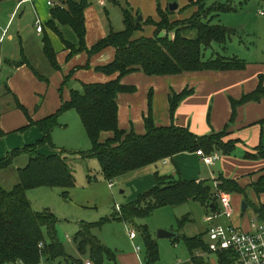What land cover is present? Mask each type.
Instances as JSON below:
<instances>
[{"label": "trees", "instance_id": "1", "mask_svg": "<svg viewBox=\"0 0 264 264\" xmlns=\"http://www.w3.org/2000/svg\"><path fill=\"white\" fill-rule=\"evenodd\" d=\"M231 1H239L242 7L250 0ZM258 1L264 2V0ZM157 4L159 21L148 18L144 22H139L133 16L132 10L125 9L124 30L110 31L91 48L86 45L85 11L90 6L88 0H60V4L52 9V19L47 26L70 50L68 58L80 53H87L92 57L107 48H115L114 61L97 67L96 71L107 76L117 74L118 77L107 83L83 84L81 90H70V99L63 101L54 115L38 122L29 118V127L36 126L43 134V138L32 146L10 151L0 160V171H2L10 168L20 156L26 154L29 157L27 165L18 171V184L10 190L0 186V264H40L42 261L54 262L68 257L57 235L59 220L47 210L36 212L27 197V192L38 188H60L68 194V190L75 188L76 179L69 168L67 158L62 154L46 156L37 152L45 146L56 147L52 134L55 129L61 127L59 123L61 116L71 110L79 115L91 143L89 151L78 154L84 159H96L104 178L109 182L181 153L202 151L205 156L218 152L231 155L235 150L237 141H224L229 136L228 127L221 132L199 136L188 127L177 126L174 123L170 126H158L152 114V91L149 94V112L144 117L145 134L139 135L134 130L127 132L119 127V95L137 92L136 86L122 83V79L130 74L142 71L149 77H169L205 71H241L248 65L237 57L229 58L221 54L205 59L206 49L211 48L214 43L226 45L237 32L212 23L213 19L222 13L234 11L231 5L220 3L207 9L205 0H199L196 4L191 0L187 8L196 5L198 11L186 20L172 22L171 16L176 11H170L169 7L163 10L160 0H157ZM59 26L70 28L76 34L78 44L67 42ZM144 26H154L156 28L154 36L133 40L134 33L142 31ZM43 51L52 67L56 71L60 70L57 53L48 37L44 39ZM6 64L15 67L29 65L24 58L18 62L6 61ZM85 68L89 69L90 64ZM34 73L39 80L49 82L48 78L35 71ZM70 78L71 75L65 78L61 92ZM193 93V89H185L181 93L173 92L170 95L172 119L180 104ZM263 98L264 76L261 75L260 84L255 91L244 94L239 100L232 99L231 121L236 116L239 106L249 102H259ZM19 108L29 116L25 107L19 105ZM108 133L111 136L103 140V134ZM4 135L0 123V138ZM258 151V155L247 154V157L264 159V149ZM156 182L152 189L121 206V213L115 211L112 216L103 218L99 222L82 224L74 237L79 252L90 255L96 264H102L106 258L114 260L115 253L100 243L94 233L95 230L101 231L105 225L114 221L135 225V220L145 219L159 208L181 206L193 199L209 208L210 213L220 212L219 194H240L245 198L247 195L246 188L235 180L223 176L214 186L206 181L199 183L185 181L176 175H157ZM251 188L255 194H263L264 175L253 183ZM247 203L249 204L248 201ZM253 210L259 221L264 223V205L253 206ZM189 221H191L189 216L178 220L179 236L173 241H182L192 254L197 251L211 253L204 234L193 238L180 234V229L182 230ZM137 229L143 238L145 264H155L160 259L157 240L148 226H137ZM216 255L218 264H235V258L229 253Z\"/></svg>", "mask_w": 264, "mask_h": 264}, {"label": "crops", "instance_id": "2", "mask_svg": "<svg viewBox=\"0 0 264 264\" xmlns=\"http://www.w3.org/2000/svg\"><path fill=\"white\" fill-rule=\"evenodd\" d=\"M5 1L8 0H0V2ZM11 1L14 2V4L17 3V5L15 10L11 13L9 22L13 21L17 10L19 11L24 4H29L34 12L35 20L39 19L42 22L44 28L43 32L38 33L36 30L33 34L31 33L32 36L36 35L34 36L36 39H40V44L30 41V45L35 48L36 51L38 49H40V51L42 50V55L46 60L47 66L45 67L46 72L39 71L34 67L32 60L25 54L21 58L18 57V59L21 61L24 58L28 61L29 65L15 67L7 64V66L11 67V70L14 71L11 75V79H8L9 87L6 86L9 93L13 95L12 99H14V101H7L4 103L2 106L3 110L0 111L1 129L5 133L4 137L0 138V160L4 159L10 151L32 146L43 138V134L36 126L33 125L29 127V118L34 122H38L54 115L62 106V102L70 99V90H81L83 84L107 83L118 77L117 74L107 76L96 71L97 67L107 65L114 61L116 56L115 48H107L92 57H89L87 53H80L68 58L70 50L59 36L47 26L48 22L52 19V9L55 8L48 5L49 0L24 2L19 8H17L19 0ZM53 1L57 3L60 0ZM127 2L133 8V16L135 18L136 16L138 18L140 16L142 17L141 22L146 21L148 18L159 21L157 0H127ZM188 5L189 3H183V5H179L178 9ZM160 6L165 10L170 6L169 0H160ZM88 8L85 11L87 29L86 45L88 48H91L99 40L105 38L110 32L107 33L101 25L99 16L96 15L95 18L91 12H88ZM195 12L196 11L192 9V13L194 14ZM189 17H184V15L175 12V14L171 16V21H183ZM92 25L95 27L98 26V28L95 29ZM60 30L67 42L73 45L78 44V38L70 28L60 27ZM155 32L156 28L154 26H144L142 31L134 33L133 40L151 38L154 36ZM46 37L51 40L57 53V62L60 67L58 71L52 67L44 54L43 47ZM21 40L23 41L22 38ZM0 59H2L1 55ZM2 61L3 59L1 63ZM6 61L18 62L14 57L12 59H5V63ZM87 64H90L89 69L85 68ZM32 69L46 78L50 76L49 84L53 82V85L58 88L59 93H63V91L66 90L65 98H63L61 94L59 106H48L50 97H48L46 86L48 87L49 84L42 83ZM70 75L71 78L68 84L61 92L60 90L63 87L65 78ZM261 75L264 76V62L248 63L246 69L241 71H205L169 77H149L145 75L144 72L139 71L124 77L122 83L128 86H136L137 92L134 94H121L118 97V120L119 127L122 130L127 132L134 130L139 135L145 134L144 117L147 116L149 112V94L152 91V114L158 126H170L174 123L177 126L188 127L194 134L199 136L221 132L228 127L229 136L224 141H237L235 150L231 155H225L221 152L215 153L220 156V159L213 166L204 164L201 156L197 153H181L171 159L149 165L129 174L132 175V178L124 182V190L122 191V193L127 195L126 200L128 202L133 201L142 193L152 189L157 183V175H176L185 181H195L197 183L203 181L208 183L213 182V186L215 182L223 176L226 179L235 180L242 187L246 188L247 199L240 194L229 195L230 198H233V200L231 198L233 218L229 220L224 216H220L216 220V223L228 225L231 222L241 230L250 231L251 222L253 220L259 221L257 215L254 213L253 206L264 205V193L257 195L251 188L252 184L257 182L258 179L264 175V159L247 157V154L258 155V150L261 148L264 149V98L259 102H249L239 106L236 116L232 121L233 109L231 101L232 99L239 100L244 94L255 91L260 84ZM185 89H193L194 93L180 104L174 119H172L170 116L169 97L173 92L181 93ZM28 95H31L30 104L25 100ZM41 98H43V100ZM47 100H49V102L45 104ZM19 105L25 107L29 116L19 108ZM110 136L111 134L109 133L104 134L103 140ZM49 147H45L44 149L40 148L39 152L46 156L56 155L49 150ZM19 161L20 160H16L14 164L8 168L10 170L6 169L0 171V173L3 171H10V173H13V187L18 184L19 169L24 168L28 163L27 160H22L23 162L19 164ZM0 186L3 187V185ZM10 189H12V187H10ZM30 191L27 192L28 199L30 198ZM239 201L242 202V205L244 202L248 205L245 212L242 211L241 204V209L239 208L240 206L237 207L236 204ZM35 211L41 212L39 210ZM210 214L209 212L206 217ZM85 223L88 222H82L78 229H74V233H76L74 236L71 234L73 238L68 234L65 236L62 235L63 230L60 231V234L57 231L58 238L64 245L68 257L60 258L54 262L42 261L40 264H84L86 262L96 264L90 255L79 252L78 245L74 241L75 235L81 229L82 224ZM114 223L119 224L116 230L113 229L114 233L116 231L118 233V235H114L115 238L117 239L123 236L125 241L117 242L116 240L105 238V242L102 240L103 243L99 237L101 231L99 233L95 232L100 243L110 248L115 253L114 260L106 258L102 264H145V248L143 241L141 242V246H136L134 241L137 238L131 240L127 232L126 234L124 232V228L128 227L129 224L123 221H114L109 223V225H113ZM206 224L207 227L203 233L199 232L190 237L184 236L193 238L204 234L205 240L208 242L207 231L209 224L207 222ZM170 230H173V227H170ZM182 230L180 229V231ZM153 235L157 240L160 252V259L155 264H218V257L216 254L204 253L201 251L192 254L182 241L175 242L169 239H158L157 233ZM137 247L141 248L140 251L137 250Z\"/></svg>", "mask_w": 264, "mask_h": 264}, {"label": "rangeland", "instance_id": "3", "mask_svg": "<svg viewBox=\"0 0 264 264\" xmlns=\"http://www.w3.org/2000/svg\"><path fill=\"white\" fill-rule=\"evenodd\" d=\"M193 1L195 4L199 2V0ZM190 2L191 0H169L170 4L177 3L180 6L183 5V3ZM58 3L60 4V1H58L57 4ZM88 3L90 5L88 12H91L95 18L96 15L99 16L101 25L107 33L111 30L116 32L123 31V11L125 9H133L131 5L128 4L127 0H116V2L114 0H106L104 6L101 5L98 0H88ZM220 3L223 5H231L234 11L222 13L219 17H215L212 23L214 25H223L229 30L237 32L233 34L226 45L214 43L211 48L206 49L204 52L205 59H210L216 56V54H221L229 58L237 57L247 63L264 62V2L250 0L241 7L239 1L205 0L207 9ZM16 5L17 3L14 4L11 0L0 2V38L3 32L5 30L7 31L2 43H0V55L3 59L0 68V111L3 110L2 106L4 103L7 101H14V99H12L13 95H11L6 88V86H8V79H11V75L14 71L11 70V67L7 66L5 59H12L14 57L16 60L20 61L18 57L21 58L25 54L32 60L34 67L39 71L46 72L45 67L47 66L46 60L42 55V50L40 51V49H38L36 51L35 48L30 45V41L40 44V39H36L34 37L36 35H31V33L33 34L36 31V18L30 5L24 4L19 11L17 10L13 21L9 22L11 13L15 10ZM185 8H187V6L179 8L176 10V13L178 12L184 15V17H191L193 16L192 9L196 12L198 11L196 5L187 9ZM262 12L263 14H261ZM136 19H138L137 16ZM92 27L95 29L98 28V26L95 27L93 25ZM162 35H164V33H162ZM171 37L173 38V35H171ZM47 77L49 78L50 76ZM43 82L44 81H42V83ZM44 83L49 84V82ZM46 91L48 92V97L51 98H49L50 102L49 100L45 102V104L49 102V107L60 105L61 94L63 98H65L66 90L63 91L64 94L59 93L58 88L53 85V82H50L48 87L46 86ZM41 99L43 100V98ZM25 100L30 104L31 95H28ZM59 123L61 127L55 129L52 134L53 143L56 147H45H49V150L54 152V154H62L63 157L67 158L69 168L76 179V186L68 190V194H65V190L60 188L33 189L29 192V199L35 210L42 212L46 209L55 215L59 220L57 226L59 234L60 231L63 230L62 235L65 236L68 234L73 238L76 233H74V229H78L82 222H98L102 218L112 216L116 211V206H124L128 203L126 200L127 195L122 193V191L124 190V182L130 180L132 175H126L113 180L114 187L111 188L109 186V181L106 180L102 174L99 162L96 159H84L78 154V152L89 151L91 149V143L76 111L71 110L63 114L59 119ZM45 147H43V149ZM37 152L39 151L37 150ZM28 159V155L25 154L16 160H20V164L23 162L22 160L28 161ZM13 179L14 175L10 173V171H3L0 173V185H3V188L6 190L10 189V187L13 188ZM209 183L213 186V182ZM240 204L242 205L241 201L236 204L237 207L240 206ZM239 208L241 209V206ZM209 212L210 210L200 201L192 200L177 207L159 208L149 217L135 220V225L128 223L129 225L124 228V232L125 234L127 232L129 236L130 231L133 230L137 235V239L134 243L136 246H141L143 238L137 226H148L152 234L158 233L159 230L176 232L179 231L178 220L189 216L191 221L186 223V226L183 228L184 230L180 231V234L190 237L199 232L203 233V231L206 230L207 224L205 218ZM118 226V223H114L113 225L107 224L102 228L101 232L95 230L94 233L100 232L99 237L101 241H104L105 238L116 240L117 242L125 241L123 236L117 239L114 236L118 235V233L117 231L114 233L113 229L116 230ZM170 227H173V230H170ZM71 234H73V236H71Z\"/></svg>", "mask_w": 264, "mask_h": 264}, {"label": "built area", "instance_id": "4", "mask_svg": "<svg viewBox=\"0 0 264 264\" xmlns=\"http://www.w3.org/2000/svg\"><path fill=\"white\" fill-rule=\"evenodd\" d=\"M31 1L34 0H19L17 8H19L22 3ZM99 2L101 5H105V0H99ZM48 5L56 7L58 4L53 0H49ZM261 14H263V12ZM35 25L37 32L42 33L44 29L42 22L37 19ZM6 32L7 31L4 32L0 39V43ZM197 154L201 156L202 161L207 166H213L220 159L218 154L205 156L202 151L197 152ZM109 186L113 188L114 183L109 182ZM218 198L221 211L211 213L205 218V221L209 224L207 238L210 252L213 254L229 253L235 258V264H264V223L253 220L251 222L250 231L241 230L231 222L228 225L216 223V220L220 216H224L229 220L233 218L230 196L222 193L218 195ZM116 211L121 213V206H116ZM129 237L131 240H135L137 235L131 230ZM140 249V247H137L138 251H140ZM84 264H92V262H86Z\"/></svg>", "mask_w": 264, "mask_h": 264}, {"label": "water", "instance_id": "5", "mask_svg": "<svg viewBox=\"0 0 264 264\" xmlns=\"http://www.w3.org/2000/svg\"><path fill=\"white\" fill-rule=\"evenodd\" d=\"M1 1H4V0H1ZM178 7H179V5L177 3L170 4V6H169L170 11H172V12L178 10ZM138 21L139 22L142 21L141 16L138 18ZM193 200L195 201L196 199H193ZM247 208H248V205L244 202L242 205V211L245 212ZM178 236H179L178 232H172V231H168V230H159L157 233L158 239L175 240Z\"/></svg>", "mask_w": 264, "mask_h": 264}]
</instances>
